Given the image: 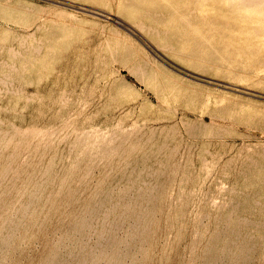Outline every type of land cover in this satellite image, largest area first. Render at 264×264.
I'll use <instances>...</instances> for the list:
<instances>
[{
	"label": "rangeland",
	"instance_id": "374dc122",
	"mask_svg": "<svg viewBox=\"0 0 264 264\" xmlns=\"http://www.w3.org/2000/svg\"><path fill=\"white\" fill-rule=\"evenodd\" d=\"M81 1L108 16L56 0H0V254L8 249L0 264H96L100 249L109 261L99 255L98 264H214L217 256L215 264H230L239 252V264H264V77L256 72L264 59L221 28L198 32L207 23L192 18L176 38L208 60L196 68L116 16L175 30L170 17L207 11L197 0ZM79 222L90 231L74 229Z\"/></svg>",
	"mask_w": 264,
	"mask_h": 264
},
{
	"label": "bare ground",
	"instance_id": "6f19581e",
	"mask_svg": "<svg viewBox=\"0 0 264 264\" xmlns=\"http://www.w3.org/2000/svg\"><path fill=\"white\" fill-rule=\"evenodd\" d=\"M56 1H58V2H64V3H66V4H68V5H72V6H75V7H78V8H81V9H85V10H88V11H92V12H96V13H99V14H102V15H104L103 14V12H105V14H106V12H109L108 11V9H104V8H102L101 6H99V7H101V8H99V7H96L97 9H100L99 11H103V12H99V11H97V10H93V9H91L90 7H95V5L93 6L92 4H88L87 2H85V1H78V0H70V1H72V2H66L65 0H56ZM134 1H136V0H134ZM139 1V0H138ZM137 1V2H138ZM148 1V0H147ZM147 1H144V2H147ZM150 1L151 0H149V4H150ZM177 1H179V0H177ZM177 1H176V3H177ZM185 1V0H184ZM188 2H190L191 0H187ZM196 1V0H195ZM195 1L193 2V3H195ZM198 2H200V3H197V5H198V8H204V9H207V11L205 12V11H202V9H201V11L202 12H204V13H201V16L199 15V17L198 18H196L197 16H196V14L195 15H193V14H186L187 16H188V19H189V21L188 20H183L184 19V17L182 18V16L180 17H174V19H168V21L169 22H171L173 25H174V27H175V30H170V29H166L165 31H161L162 29L158 26V28H157V25L156 26H153L152 24H150V23H148V24H142V23H139L138 21H136V20H133V19H135L134 17H133V19H131V18H129V17H127V15L125 16L122 12H120V13H118V15H116L121 21H122V23L124 24V23H127V24H129L130 26H128V28L129 27H131V28H133V29H135V30H137L141 35H143L146 39H148V41L152 44V45H154L156 48H158V49H160V47H161V44L164 42L165 44L164 45H166L168 48H165V46L163 47H161L162 49H168L169 50V52H171V54H173V55H175V56H177V57H180V58H184L185 60H188L189 61V63H190V65H193L194 67H196V68H198V67H200L201 69H203V68H205L206 67V65H205V63H208V60H205L204 58H201V59H196L195 57H194V55L192 54V52H186V50H185V47L184 46H182V44H180V42L182 41V39H178V38H176V36H182V35H184V33H186L187 32V27L186 26H188V23H190V19H192V18H194V19H197V20H201V21H203L205 24L207 23V25H206V27H204V30H199L198 32H203V33H207L208 31H215V30H218L219 28H221V30L223 29V33H224V37H227V38H229L231 41H233V42H237L238 43V45H240L243 49H245V50H250V51H253V52H255L256 54H258V55H260V58H262V59H264V0H236L235 2H231V0H229L230 1V3H228V4H226V5H213V6H210L211 5V2L213 1V0H197ZM216 1H220L221 3H223V1H227V0H216ZM73 2H77V3H80V5H76V4H74ZM157 2V0L155 1V3ZM180 2V1H179ZM136 3V2H135ZM135 3H132V4H135ZM147 3V4H148ZM164 3V2H163ZM181 3L183 4L184 2L183 1H181ZM225 3V2H224ZM146 4V5H147ZM153 4H154V1H153ZM157 4H158V2H157ZM162 4V3H161ZM161 4H159V5H161ZM169 4H170V2H169ZM178 4V3H177ZM186 4V3H185ZM196 4V3H195ZM171 5V4H170ZM90 6V7H89ZM106 6V5H105ZM131 6V5H130ZM133 7H134V5H132ZM139 6H140V4H139ZM145 6V5H144ZM162 6V5H161ZM177 6V5H176ZM195 6V5H194ZM104 7V6H103ZM135 7H136V5H135ZM141 7H142V4H141ZM139 8V9H142V8ZM146 7V6H145ZM145 7H144V9H145ZM156 7H159L160 8V6H156ZM155 7V9L158 11V9ZM188 7V6H187ZM189 7H191V5L189 6ZM217 7H219V9L220 10H216V11H213V10H215V8H217ZM137 8V7H136ZM146 8H148V9H146V11L147 10H149L150 9V11H152L151 10V8H152V6H151V8L150 7H146ZM192 8V7H191ZM197 8V7H196ZM155 9H153V11L155 10ZM177 9H179V8H177ZM180 9H182V7L180 8ZM185 9V8H184ZM208 9L210 10V11H208ZM143 10V9H142ZM141 10V11H142ZM191 10V9H190ZM193 10H196V9H194L193 8ZM131 11H133V10H131ZM161 11H163V10H161ZM181 11V10H180ZM184 11V10H183ZM189 11V10H188ZM199 11V10H198ZM200 11V12H201ZM136 12V11H135ZM140 12V11H139ZM143 12H145V11H143ZM148 12V11H147ZM146 12V13H147ZM160 12V11H159ZM177 12H179V11H177ZM133 13V12H132ZM131 13V14H132ZM137 13H138V11H137ZM136 13V14H137ZM138 14H140V13H138ZM165 14V13H164ZM107 16H108V13L106 14ZM143 15V14H142ZM146 15H149V16H151V17H155V18H157V16H159V15H161V14H159V13H153V12H149V13H147ZM174 15V14H173ZM172 15V16H173ZM183 15H185V14H183ZM137 16V15H136ZM139 16H141V15H139ZM138 16V17H139ZM162 17V16H161ZM161 17H159V18H161ZM164 17V16H163ZM149 18V17H148ZM180 18H182V19H180ZM140 19L141 20H143L142 19V16L140 17ZM153 19V18H152ZM185 19H187V18H185ZM151 20V19H150ZM154 20V19H153ZM146 21V20H145ZM144 20H143V22H145ZM155 21H158V20H155ZM160 22H166L164 19L162 20V18L159 20ZM141 22V21H140ZM155 25V24H154ZM127 27V26H126ZM128 30H130V29H128ZM152 32V33H151ZM154 34V35H153ZM184 39V38H183ZM160 40H163L162 41V43L160 42ZM185 40V39H184ZM179 42V44H177ZM14 53V52H13ZM25 65H26V63H24ZM15 68V67H14ZM141 69H144L143 67H141ZM256 72H261V75L264 77V66H262V67H260L259 69H257L256 70ZM228 74V73H227ZM227 74H225V73H223V75H227ZM228 76H233V75H231V74H228ZM240 76H242V75H240ZM241 79V78H240ZM209 82H212V81H209ZM235 84V83H234ZM224 86H227V87H230V86H228V85H224ZM231 88H234V87H231ZM4 129V128H3ZM2 129V130H3ZM1 130V129H0ZM6 131H8L7 129H6ZM1 134H3V133H1ZM6 135V134H5ZM1 136V135H0ZM3 141V140H2ZM1 145V144H0ZM41 184H42V182H40ZM38 186H40V185H38ZM41 187V186H40ZM39 187V188H40ZM39 188H37V189H39ZM36 189V188H35ZM41 189V188H40ZM39 189V190H40ZM38 190V191H39ZM38 191H35L34 190V192H38ZM30 192H32V194H33V191H30ZM35 194V193H34ZM33 194V195H34ZM30 195V197H31V194H29ZM28 195V196H29ZM36 195H37V193H36ZM33 198H34V196H32ZM36 197H38V196H36ZM33 198H31V199H33ZM29 199V198H28ZM27 199V200H28ZM26 200V201H27ZM36 200V199H35ZM131 201V200H130ZM129 201V202H130ZM29 202V201H28ZM32 202H33V200H32ZM31 202V204H32V206L34 205V203H32ZM24 203V202H23ZM27 203V202H26ZM25 203V204H26ZM126 204H128V202L126 203ZM28 205H29V203H28ZM27 204L24 206L25 208H21L23 211H25V210H27V209H29V206H31V205H29L28 206ZM131 206V204H128V207H130ZM26 206L28 207L27 209H26ZM122 206V205H121ZM135 206V205H134ZM134 206H133V208H134ZM142 206V205H141ZM140 205H139V207H141ZM21 207V206H20ZM19 207V208H20ZM23 207V206H22ZM34 208H37V207H35V206H33ZM33 207H31L32 209H33ZM120 207V206H119ZM118 206H117V208H119ZM122 207H126L125 205H123ZM122 207H120V208H122ZM94 208V207H93ZM93 208H91L92 210H95V209H93ZM116 208V209H117ZM127 208V207H126ZM126 208H124L123 210L124 211H122V212H124V213H128V210H130V208L127 210ZM132 208V209H133ZM137 208V207H136ZM32 209H30V210H32ZM114 209V208H113ZM135 209V208H134ZM140 209H142V207L141 208H139L138 210H137V212L139 211L140 212ZM144 209V208H143ZM20 210V209H19ZM97 211H98V209H96ZM145 210V209H144ZM22 211V212H23ZM34 211V210H33ZM125 211H127V212H125ZM135 211V210H134ZM142 211V210H141ZM16 212H17V210H16ZM16 212H14L13 214H15ZM22 212L20 213L21 215V218H25L26 216H27V214H26V216H23L22 217ZM36 211H34L33 213H35ZM87 212V211H86ZM92 211H90V213H91ZM117 212H118V210H117ZM122 212H121V215H119L120 217H122L123 216V214H122ZM130 212V211H129ZM132 212H133V210H132ZM132 212H130V213H132ZM136 212V213H137ZM139 212L137 213V214H139ZM144 212H146V211H144ZM26 213V212H25ZM135 213V214H136ZM140 213H142V212H140ZM148 212H146V213H144L145 215L147 214ZM17 214H18V212H17ZM87 214H88V212H87ZM107 214V213H106ZM105 214V215H106ZM143 214V215H144ZM11 216H12V214H10ZM25 215V214H24ZM132 215H133V213H132ZM14 217H15V215H13ZM88 216V215H87ZM118 216V217H119ZM130 216H131V214L129 215V218H130ZM136 216V215H135ZM10 216H8V220L10 219V218H13V217H10ZM86 217V216H85ZM106 217V216H105ZM126 217H127V215H126ZM137 217H140V216H137ZM6 219H7V217H5ZM16 218V217H15ZM86 218H88V217H86ZM128 218V217H127ZM141 218H143V216L141 217ZM141 218H140V220H141ZM17 219H18V221H19V218H16V221H17ZM81 219H82V217H81ZM89 219V218H88ZM88 219H86L85 221H87ZM93 219V218H92ZM104 219V218H103ZM121 219H123V218H121ZM120 219V220H121ZM132 219H134L133 217H132ZM131 219V220H132ZM137 219V218H136ZM5 220V219H4ZM12 220V219H11ZM21 220H23V219H21ZM80 220V219H79ZM84 220V218L81 220V221H83ZM119 220V219H118ZM117 220V221H118ZM118 221L117 223L119 224V223H121L122 221ZM127 220V219H126ZM126 220H124V222L126 221ZM128 220H130V219H128ZM139 219H138V221L136 220V222H140V223H142L141 221H140ZM238 220V219H237ZM7 221V220H6ZM5 221V222H6ZM18 221H17V224H18ZM241 221H244V218H243V220L241 219ZM4 222V221H3ZM2 222V224H5V223H3ZM9 222H10V220H9ZM14 222V220L12 221V223ZM92 222V221H91ZM124 222H122V224L124 223ZM132 222H134V221H132ZM237 222H239V220L237 221ZM236 222V223H237ZM250 222V221H249ZM248 222V223H249ZM6 223H8V222H6ZM20 223H23V222H19V224ZM80 223H82V222H79V224H78V226L77 227H73L74 229L76 228L77 230H78V228H83L84 227V224H87L88 226H89V224L86 222H84V223H82L83 224V226H82V224L80 225ZM117 223H115L116 225H117ZM144 223V222H143ZM142 223V224H143ZM251 223V222H250ZM9 224H11V223H9ZM9 224H8V226H9ZM14 224H15V222H14ZM18 224V225H19ZM76 224V223H75ZM92 224V223H91ZM114 224V225H115ZM129 224H131V223H129ZM243 224V223H242ZM18 225H14L15 227H12V228H16V229H18L17 228V226ZM22 225V224H21ZM80 225V226H79ZM114 225H112V226H114ZM133 226H134V223L132 224ZM141 225V224H140ZM239 225V224H238ZM237 225V226H238ZM12 226V225H11ZM82 226V227H81ZM86 226V225H85ZM109 226H111V224L109 225ZM111 226V227H112ZM123 226V225H122ZM121 226V224H120V227L119 228H121L122 227ZM132 226V227H133ZM135 226H136V224H135ZM134 226V227H135ZM138 226H139V223H138ZM137 226V227H138ZM240 226V225H239ZM248 226V225H247ZM90 227V226H89ZM111 227H109L110 229H111ZM116 227V226H115ZM133 227V228H134ZM136 227V228H137ZM2 228H3V226H2ZM6 228H7V225H6ZM9 228H11V227H9ZM85 229H87V231H90V230H88V227H84ZM82 229V231H85V229ZM104 228H105V225H104ZM102 229L103 230V233H104V230H106V228L105 229ZM109 228L107 229V230H109ZM114 228V227H113ZM112 228V229H113ZM129 228H131V227H129ZM128 228V229H129ZM140 228H142V226L140 227ZM248 228V227H247ZM13 229V230H14ZM15 229V230H16ZM91 229V228H90ZM111 229V230H112ZM117 229H118V227H117ZM223 229V228H222ZM12 230V231H13ZM76 230V231H77ZM110 230V231H111ZM119 230V229H118ZM137 231V233L135 232V231ZM133 231L136 233V234H138V230H140L141 231V229H138L137 228V230L136 229H134ZM221 230V229H220ZM248 230V229H247ZM250 230H251V228H250ZM0 231H1V229H0ZM10 231H11V229H10ZM17 231V230H16ZM71 231V230H70ZM79 231V230H78ZM87 231H85V233L87 232ZM108 232L107 233V231H106V233L105 234H109V233H111V232ZM115 231H117V230H115V228H114V231H113V233H112V235H110L112 238H115V236H117L118 234H116V235H114L116 232ZM131 232H132V230H130ZM219 231V230H218ZM217 231V232H218ZM223 231V230H222ZM226 230L224 229V232H225ZM237 231V230H236ZM8 232H9V230H8ZM75 231L73 230V233H74ZM115 232V233H114ZM118 232V231H117ZM128 232V231H127ZM134 232H132V233H129V234H132V236L133 237H135L133 234H134ZM235 232V231H234ZM11 233H13V232H11ZM11 233H9L10 235H11ZM14 233H15V231H14ZM71 233V232H70ZM72 233V234H73ZM82 233V232H81ZM81 233H78L79 235L81 234ZM88 233H90V232H88ZM99 233H101V230L99 231ZM102 233V234H103ZM141 233V232H140ZM221 233V231L219 232V234ZM236 233V232H235ZM237 233H239L238 231H237ZM237 233L235 234V235H237ZM241 233V232H240ZM249 233V232H248ZM6 234H7V232H6ZM71 234V235H72ZM76 234V233H75ZM83 234V236H84V232L82 233ZM81 234V235H82ZM102 234H100L101 235V237H98L97 238V240H99L100 238L102 239V236H106V235H102ZM129 234H128V236H129ZM218 234V233H217ZM232 234H234V233H231V235ZM246 233L244 232V235H245ZM0 235H2V234H0ZM8 235V234H7ZM6 235V236H7ZM14 235V234H13ZM15 235H16V233H15ZM14 235V236H15ZM90 234H88V236H89ZM99 235V236H100ZM216 235V234H215ZM222 235H223V233H222ZM230 235V236H231ZM235 235H232V236H235ZM240 235V234H239ZM249 235H251V234H249ZM5 236V235H4ZM87 236V235H86ZM108 236V235H107ZM126 236H127V234H126ZM126 236L124 237L125 239H126ZM138 236H140V235H138ZM216 236H218V235H216ZM226 236H227V234H226ZM10 237V236H9ZM13 237V236H12ZM75 237V236H74ZM73 237V238H74ZM90 237V236H89ZM89 237H87V238H89ZM109 237V236H108ZM119 237V236H118ZM122 237V236H121ZM132 237V238H133ZM220 237V236H219ZM236 237V236H235ZM234 237V238H235ZM246 237V236H245ZM247 237H248V235H247ZM246 237V238H247ZM250 237V236H249ZM6 238H8V237H6ZM11 238V237H10ZM79 238V237H78ZM85 238V237H84ZM91 238V237H90ZM104 238V240H106V238L105 237H103ZM129 238H130V236H129ZM136 238H138L137 236H136ZM135 238V239H136ZM140 238H142V237H140ZM140 238H138L139 240H141ZM213 238H215V237H213ZM218 238V237H217ZM226 238V237H225ZM228 238H230V237H228ZM241 238V237H240ZM4 240V238H1V240ZM14 239V238H13ZM13 239L11 238V241H13ZM81 239H82V236H81ZM108 240H109V238H107ZM118 240H119V238H117ZM122 239V238H121ZM219 239V238H218ZM218 239H215V241L216 240H218ZM223 239H224V235H223ZM222 239V240H223ZM232 239V238H231ZM239 239V238H238ZM242 239H245V238H243V236H242ZM242 239H240V240H242ZM252 239V238H251ZM250 239V240H251ZM10 240V239H9ZM8 239L7 240H4L5 241V243H6V241H9ZM75 240H76V237H75ZM83 240V239H82ZM96 240V242H98L97 244L96 243H94L95 245H99V241H97ZM107 240V241H108ZM114 241H115V239H113ZM123 240V242L124 241H126V240H124V239H122ZM133 240H134V238H133ZM138 240V241H139ZM220 240V239H219ZM226 240V239H225ZM224 240V241H225ZM248 240H249V238H248ZM4 241H2V242H4ZM79 241V240H78ZM89 240H87V242H88ZM110 241H111V239H110ZM113 241V242H114ZM120 241V240H119ZM119 241H117L118 242V245L120 244V242ZM130 241V240H129ZM229 241V240H228ZM228 241H225V242H228ZM231 241V240H230ZM230 241L228 242V244H227V246L229 245V243H230ZM238 241V240H237ZM75 242V241H74ZM80 242H83V241H80ZM80 242H77V243H79V246L81 245L82 246V249H84L85 247H87L86 246V244H84V245H82V244H80ZM104 242H106V241H104ZM103 242V243H104ZM117 242H115L116 244H117ZM123 242L121 243V244H123ZM131 242V241H130ZM218 242V241H217ZM216 242V243H217ZM233 242V241H232ZM235 242V244H236V241H234ZM239 242V241H238ZM0 243H1V241H0ZM76 243V244H77ZM127 243H128V239H127ZM224 243V242H223ZM243 243V242H242ZM246 243V242H245ZM248 243H250V242H248ZM2 244H4V243H2ZM101 244V243H100ZM106 244H107V242H106ZM105 244V245H106ZM111 244H114V243H111ZM115 244V246H117ZM120 244V245H121ZM215 244V243H214ZM233 244V243H232ZM231 244V245H232ZM251 245L253 244L252 242L250 243ZM7 245H8V243H7ZM11 245H12V243H11ZM78 245V244H77ZM88 245V244H87ZM90 245V244H89ZM88 245V246H89ZM93 245V244H92ZM101 245H103V244H101ZM108 245V244H107ZM212 245V244H211ZM219 245V244H218ZM220 245H221V243H220ZM237 245H240V244H237ZM243 245V244H242ZM246 245H247V243H246ZM255 245H256V243H255ZM2 246V245H1ZM4 246H5V244H4ZM3 246V247H4ZM10 245H8V248H10L9 247ZM80 246V247H81ZM83 246H84V248H83ZM94 246V245H93ZM104 246V245H103ZM109 246V245H108ZM108 246H105L104 247V249H106V250H108L107 248H108ZM112 246V245H111ZM224 246V245H223ZM223 246H221V247H223ZM244 246H245V244H244ZM248 246H250L249 244H248ZM95 247V246H94ZM97 247V246H96ZM95 247V248H96ZM102 247V246H101ZM107 247V248H106ZM211 248L212 247H214V246H210ZM210 247H208V248H210ZM220 247V248H221ZM238 247H240L241 248V246H238ZM253 247V246H252ZM256 247V246H255ZM2 248V247H1ZM4 248H7V246L6 247H4ZM89 248V247H88ZM99 249H100V247H98ZM117 248H118V246H117ZM117 248H111L110 247V250L112 249H114V251L117 249ZM120 248H122V250L124 249L123 247H120ZM207 248V249H208ZM215 248H217V247H214V249ZM223 248H225V247H223ZM232 248H234V247H232ZM231 247H230V250L232 249ZM79 249V248H78ZM86 249V248H85ZM84 249V250H85ZM92 249H94V248H92ZM97 249V248H96ZM103 249V250H104ZM119 249V248H118ZM117 249V250H118ZM217 249H219V248H217ZM222 249V248H221ZM229 249V248H228ZM235 249V248H234ZM243 249V248H242ZM245 250H246V248H244ZM248 249H250V248H248ZM80 250H81V248H80ZM78 251L79 253L80 252H82L83 250H81V251ZM98 250V249H97ZM109 250V251H110ZM111 250V251H112ZM121 250V249H120ZM125 250V249H124ZM123 250V251H124ZM213 250V249H212ZM212 250H211V252H212ZM220 250V249H219ZM224 249H222V251H223ZM236 250V249H235ZM251 250V249H250ZM249 250V251H250ZM1 251H3V250H1ZM0 251V252H1ZM7 251H8V249H7ZM3 252L2 254H0L1 256H5L4 255V253L5 254H7L8 252ZM60 251V250H59ZM58 251V253H60V252H62V251H60L59 252ZM88 251V250H87ZM86 251V252H87ZM92 251V250H91ZM99 252H98V254L99 253H101V254H103V253H105L104 251L102 252V250L100 249V250H98ZM110 251V252H111ZM126 251V250H125ZM209 251H210V249H209ZM214 251V250H213ZM217 250H215L214 251V253L213 254H215V252H216ZM225 251V250H224ZM229 250H227V252H228ZM238 251H239V249H238ZM240 251H242V250H240ZM244 251V250H243ZM53 252H55V251H53ZM68 252H70V250L68 251ZM71 252H72V250H71ZM77 252V253H78ZM85 252V253H86ZM90 252V251H89ZM94 252H96L95 251V249L93 250V252H90V253H94ZM109 252V253H110ZM113 252V251H112ZM120 251H118V253H119ZM122 252V251H121ZM121 252H120V254H121ZM219 252V251H218ZM232 252V251H231ZM236 252V251H235ZM246 252V251H245ZM248 252V251H247ZM246 252V253H247ZM58 253H56L55 255H58ZM75 253H76V251H75ZM77 253H76V255H77ZM82 253H84V251L82 252ZM79 254L80 256L79 257H81V256H83V254ZM90 253H87V254H90ZM113 253H115V252H113ZM117 253V252H116ZM117 253V255H119ZM130 253V252H129ZM207 253H208V251H207ZM217 253V252H216ZM229 253V252H228ZM236 253H238V252H236ZM244 253V252H243ZM242 253V254H243ZM245 253V254H246ZM63 254V253H62ZM74 254V253H73ZM97 254V255H98ZM101 254H99V255H101ZM123 255H120V256H123L124 257V259H125V257L127 256L126 254H128V252H125V253H122ZM210 254V253H209ZM212 254V253H211ZM217 254H219V253H217ZM226 254V253H225ZM234 254V253H233ZM55 255L53 256V257H55ZM66 255H67V253H66ZM70 255H72L71 253L69 254V255H67L68 257L70 256ZM90 255H92V254H90ZM96 255V253H94V256H97ZM99 255L97 256V259H102V258H104L105 257V259H107V257H106V254H105V256L104 257H102V255H101V257L102 258H98L99 257ZM110 255V254H109ZM112 255V254H111ZM130 255V254H129ZM133 255V254H132ZM228 255V254H227ZM227 255H225V256H227ZM230 255V254H229ZM237 255V254H236ZM62 256V255H61ZM72 256H75V254L74 255H72ZM116 255H114V257H115ZM131 256V255H130ZM129 256V257H130ZM213 256V255H212ZM215 256H216V254H215ZM246 256V255H245ZM53 257H51L52 259H53ZM57 257V256H56ZM65 257V256H64ZM76 257H78V255L76 256ZM87 257V256H86ZM86 257H85V259H86ZM111 257V256H110ZM112 257H113V255H112ZM113 257V258H114ZM117 257H119V256H117ZM208 257H209V255H208ZM222 257H223V252H222ZM229 257V261H231V259H230V257L231 256H228ZM236 257V256H235ZM235 257H233L232 256V259L235 261V260H237L235 263H237L238 262V260L240 259H243V258H245L244 257V255H243V258H241V256H240V252H239V256H237V258H235ZM6 258V257H5ZM63 258V257H62ZM61 258V259H62ZM73 258H75V257H73ZM82 258V257H81ZM88 258H89V256H88ZM90 258H92V257H90ZM109 258V257H108ZM113 258H110V260L112 259L113 261H114V259ZM122 258V257H121ZM120 257H119V259H121ZM132 258H133V256L131 257V259H129V261H131L132 260ZM214 258H216V257H214ZM225 258V257H224ZM227 258V257H226ZM247 258V257H246ZM249 258H250V255H249ZM2 260H4V257H2L1 258ZM1 259H0V261H1ZM61 259H60V261H61ZM66 258H64V260H65ZM69 259H71V261H72V258H70L69 257ZM75 259H79V258H75ZM74 259V260H75ZM83 259V258H82ZM118 259V260H119ZM134 259H136V258H133V260ZM212 259V258H211ZM54 260V259H53ZM63 260V259H62ZM67 260V259H66ZM74 260H73V262H74ZM81 260V259H80ZM87 260V259H86ZM89 260V259H88ZM92 260H93V258H92ZM91 259L89 260V262H91V263H94L93 261L95 260H93L92 261ZM97 261V262H99L100 263V261ZM104 260V259H103ZM108 261H109V259H107ZM107 260H105V261H107ZM118 260H116L115 259V261H114V264H115V262L117 261V262H121L120 260L118 261ZM122 260V259H121ZM126 260H127V257H126ZM126 260H125V262H123V260H122V263H127L126 262ZM216 260H218V256H217V258H216ZM215 260V263L216 262H219V260L218 261H216ZM221 260V259H220ZM222 260H223V258H222ZM221 260V261H222ZM227 260V259H226ZM232 260V261H233ZM244 260V259H243ZM243 260H242V262H243ZM246 260V259H245ZM250 260V259H249ZM56 261V260H55ZM54 261V262H55ZM70 261V262H71ZM83 261V260H82ZM82 261H80V262H82ZM209 261V260H208ZM214 261V259L212 260V262ZM221 261L219 262V263H221ZM231 261V262H232ZM51 262H52V260H51ZM50 262V263H51ZM54 262L52 263V264H54ZM59 262V261H58ZM62 262V263H61ZM60 263L61 264H63V261H61ZM66 262V264H68V262L67 261H65ZM80 262L78 261L77 262V264L79 263L80 264ZM84 262H85V260H84ZM88 262V261H87ZM87 262H85V263H87ZM88 262V263H89ZM96 262V261H95ZM96 262V264H98ZM132 262V261H131ZM135 262V264H137V262H136V260L134 261ZM212 262L210 263V264H212ZM223 262V261H222ZM228 261H226V263H227ZM231 262H228V263H230L231 264ZM248 262V261H247ZM50 263H48V264H50ZM59 263V264H60ZM91 263H89V264H91ZM106 264L107 263H109V262H105ZM112 263V262H111ZM121 263V264H122ZM205 263L207 264H209V262H206V260H205ZM214 263V264H215ZM234 263V264H235ZM240 262H238V264H239ZM244 263H246V261L244 262ZM76 264V263H75ZM82 264V263H81ZM84 264V263H83ZM117 264V263H116ZM129 264H132V263H129ZM139 264V263H138ZM225 264V263H224ZM242 264V263H241ZM249 264V263H248Z\"/></svg>",
	"mask_w": 264,
	"mask_h": 264
},
{
	"label": "water",
	"instance_id": "95a60500",
	"mask_svg": "<svg viewBox=\"0 0 264 264\" xmlns=\"http://www.w3.org/2000/svg\"><path fill=\"white\" fill-rule=\"evenodd\" d=\"M138 37V36H137ZM139 38V37H138ZM140 39V38H139ZM162 59V61H165V59H163V58H161ZM166 62V61H165ZM167 63V62H166Z\"/></svg>",
	"mask_w": 264,
	"mask_h": 264
}]
</instances>
